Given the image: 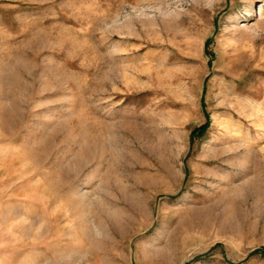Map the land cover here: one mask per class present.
I'll list each match as a JSON object with an SVG mask.
<instances>
[{"label": "rangeland", "instance_id": "374dc122", "mask_svg": "<svg viewBox=\"0 0 264 264\" xmlns=\"http://www.w3.org/2000/svg\"><path fill=\"white\" fill-rule=\"evenodd\" d=\"M262 247L264 0H0V264Z\"/></svg>", "mask_w": 264, "mask_h": 264}, {"label": "trees", "instance_id": "16d2710c", "mask_svg": "<svg viewBox=\"0 0 264 264\" xmlns=\"http://www.w3.org/2000/svg\"><path fill=\"white\" fill-rule=\"evenodd\" d=\"M207 44H208V41L205 42V47H206ZM207 126H208V122L206 121L204 124H202L199 127L193 129L192 132H191V137H194V136H198L199 137V136L203 135V133L207 129ZM252 253L262 256V255H264V247L256 249Z\"/></svg>", "mask_w": 264, "mask_h": 264}]
</instances>
